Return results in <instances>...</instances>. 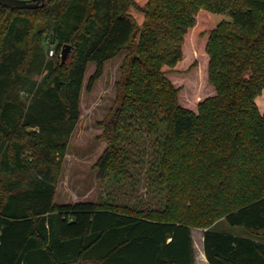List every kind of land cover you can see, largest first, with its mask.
<instances>
[{
  "label": "trees",
  "instance_id": "16d2710c",
  "mask_svg": "<svg viewBox=\"0 0 264 264\" xmlns=\"http://www.w3.org/2000/svg\"><path fill=\"white\" fill-rule=\"evenodd\" d=\"M122 49L95 162L106 196L56 204L86 65L89 90ZM262 89L264 0L0 5V264H194L192 227L208 264H264V242L210 228L264 234ZM142 169L156 204L136 196Z\"/></svg>",
  "mask_w": 264,
  "mask_h": 264
},
{
  "label": "rangeland",
  "instance_id": "374dc122",
  "mask_svg": "<svg viewBox=\"0 0 264 264\" xmlns=\"http://www.w3.org/2000/svg\"><path fill=\"white\" fill-rule=\"evenodd\" d=\"M46 57L53 56L48 53ZM132 53L127 49L120 50L113 58L103 63L101 75L94 81L89 90L85 85L88 77L93 73L95 64L88 62L85 68L81 93L79 98V119L70 135L65 154L61 161L54 194V203H66L77 200H96L99 197L105 198L108 179H99L95 167L96 159L105 147L103 136L104 124L116 111V93L122 77V64L126 57ZM42 75H33V79L38 81ZM255 103L259 112L264 117V89L255 98ZM137 140L144 138V132L135 133ZM151 143L150 139L143 143V149ZM142 149V150H143ZM145 158V156H144ZM144 169L141 171V181L137 190V198L145 199L146 203L156 204L155 199H147L144 194ZM134 197L121 194L118 198L121 202H132ZM212 230L226 231L235 235H247L242 227L230 226L219 217L210 224ZM192 244L194 247V264H201V251L197 245V237L201 228L192 227ZM264 241V235L257 236ZM200 258V260H199Z\"/></svg>",
  "mask_w": 264,
  "mask_h": 264
},
{
  "label": "water",
  "instance_id": "95a60500",
  "mask_svg": "<svg viewBox=\"0 0 264 264\" xmlns=\"http://www.w3.org/2000/svg\"><path fill=\"white\" fill-rule=\"evenodd\" d=\"M50 0H0V5L12 9H35L43 7ZM70 45L65 44L59 52L60 64L65 63V59L70 50Z\"/></svg>",
  "mask_w": 264,
  "mask_h": 264
},
{
  "label": "crops",
  "instance_id": "0c3cea01",
  "mask_svg": "<svg viewBox=\"0 0 264 264\" xmlns=\"http://www.w3.org/2000/svg\"><path fill=\"white\" fill-rule=\"evenodd\" d=\"M190 232H191V238H192V236H193V230L191 229ZM242 236H247V235H242ZM248 236H250V237H252V238H254V239L258 240V241L264 242L261 239L259 240V237H257V236H260V235H251V234H248ZM192 241H193V239H192ZM197 245L199 246V249L201 251V254L200 255H201L202 259H203L202 262H201V264H208L207 261H206V259H205V257H204V255H203V251H202V230L199 233V236L197 237ZM193 250H194V247H193ZM193 253H194V251H193Z\"/></svg>",
  "mask_w": 264,
  "mask_h": 264
},
{
  "label": "built area",
  "instance_id": "2783aa9c",
  "mask_svg": "<svg viewBox=\"0 0 264 264\" xmlns=\"http://www.w3.org/2000/svg\"><path fill=\"white\" fill-rule=\"evenodd\" d=\"M48 53H49V55H52L53 54V49L49 48Z\"/></svg>",
  "mask_w": 264,
  "mask_h": 264
}]
</instances>
